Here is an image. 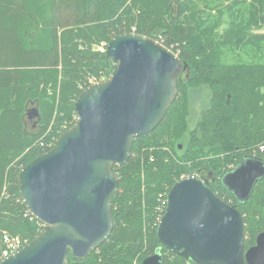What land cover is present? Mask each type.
Listing matches in <instances>:
<instances>
[{
	"label": "trees",
	"instance_id": "obj_1",
	"mask_svg": "<svg viewBox=\"0 0 264 264\" xmlns=\"http://www.w3.org/2000/svg\"><path fill=\"white\" fill-rule=\"evenodd\" d=\"M193 3L176 18L170 0H0V260L4 234L24 246L43 228L20 198L19 171L73 125L89 80L114 69L93 45L122 33L158 41L185 68L161 122L113 165L119 184L109 236L84 258L68 252L69 264H140L158 249L162 264H195L156 236L167 193L182 177L201 179L240 212L245 249L264 231V177L246 201L223 181L245 158L264 160V0ZM203 90L207 103L189 129L192 97ZM29 104L38 111L30 129Z\"/></svg>",
	"mask_w": 264,
	"mask_h": 264
},
{
	"label": "water",
	"instance_id": "obj_2",
	"mask_svg": "<svg viewBox=\"0 0 264 264\" xmlns=\"http://www.w3.org/2000/svg\"><path fill=\"white\" fill-rule=\"evenodd\" d=\"M105 54L115 62L111 74L80 92L73 125L19 171L20 198L43 228L0 264H69L68 252L84 258L109 236L119 184L113 165L127 161L134 138L161 122L185 65L137 33L112 38ZM31 110L38 117L37 108ZM263 177L264 162L247 157L223 181L246 201ZM156 236L195 264H264V231L245 249L240 212L196 177L181 178L169 189ZM140 264H162L160 249Z\"/></svg>",
	"mask_w": 264,
	"mask_h": 264
},
{
	"label": "rangeland",
	"instance_id": "obj_3",
	"mask_svg": "<svg viewBox=\"0 0 264 264\" xmlns=\"http://www.w3.org/2000/svg\"><path fill=\"white\" fill-rule=\"evenodd\" d=\"M202 1L203 0H170V4H171L170 13L173 16H175L176 18H178L179 16L176 15L178 9H180L181 7H183L185 5H187L188 7H192L194 4L193 2H197L198 4L200 3L202 6L203 5ZM211 7H213V4H211ZM210 10L212 11V9H210ZM186 13H189V11H187ZM189 18H191V17H180L179 19L181 21H184V20L190 21ZM199 18L201 19L202 17H199ZM223 18H226V17H223ZM105 46H106V43L104 41H102L99 44L93 45L92 48L96 51L102 52V51H105ZM226 59H227V61L232 62L233 61L232 54L231 55L228 54V57ZM207 98L208 97H207L206 92L204 90L198 92V94H196V95L194 94V96L192 97L191 111H190V114L188 116V127H189V129H192L195 126L196 121L200 117V113H201L202 108L207 103ZM30 108H31V106H30ZM34 120H35V116L31 117V119L28 120V122H29L27 125L28 129H30L31 122ZM182 178H184V177H182Z\"/></svg>",
	"mask_w": 264,
	"mask_h": 264
},
{
	"label": "built area",
	"instance_id": "obj_4",
	"mask_svg": "<svg viewBox=\"0 0 264 264\" xmlns=\"http://www.w3.org/2000/svg\"><path fill=\"white\" fill-rule=\"evenodd\" d=\"M97 82L95 79H91L90 83ZM3 241L6 244V248L3 252L4 257L18 251L22 247V243L18 240V238H11L9 235H3Z\"/></svg>",
	"mask_w": 264,
	"mask_h": 264
},
{
	"label": "flooded vegetation",
	"instance_id": "obj_5",
	"mask_svg": "<svg viewBox=\"0 0 264 264\" xmlns=\"http://www.w3.org/2000/svg\"><path fill=\"white\" fill-rule=\"evenodd\" d=\"M28 111H27V113H26V118L27 119H29L30 117H32L33 115H32V110H31V108H28L27 109ZM33 122V121H32ZM253 158V157H252ZM261 160V159H260ZM261 161H263L264 162V160H261ZM202 176V178H205L206 180H208L207 178H206V176L204 175V174H202L201 175ZM257 236V235H256ZM256 238V237H255ZM255 243V242H254ZM254 245V244H253ZM252 246V245H251ZM250 247V246H249ZM248 247V248H249Z\"/></svg>",
	"mask_w": 264,
	"mask_h": 264
},
{
	"label": "crops",
	"instance_id": "obj_6",
	"mask_svg": "<svg viewBox=\"0 0 264 264\" xmlns=\"http://www.w3.org/2000/svg\"><path fill=\"white\" fill-rule=\"evenodd\" d=\"M30 106H31V108L33 107L32 104H29V107H28V108H30ZM32 117H33V116H32ZM30 119H31V117H30L28 120H30ZM33 125H34V123H33ZM32 129H35V127L32 126Z\"/></svg>",
	"mask_w": 264,
	"mask_h": 264
}]
</instances>
